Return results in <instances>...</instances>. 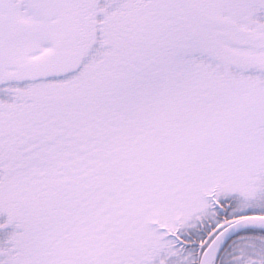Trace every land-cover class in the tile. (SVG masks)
<instances>
[{
    "label": "snow or ice",
    "instance_id": "1",
    "mask_svg": "<svg viewBox=\"0 0 264 264\" xmlns=\"http://www.w3.org/2000/svg\"><path fill=\"white\" fill-rule=\"evenodd\" d=\"M0 264H264V0H0Z\"/></svg>",
    "mask_w": 264,
    "mask_h": 264
}]
</instances>
